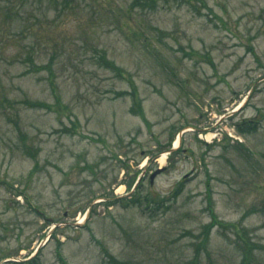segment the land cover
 Segmentation results:
<instances>
[{
    "label": "rangeland",
    "instance_id": "rangeland-1",
    "mask_svg": "<svg viewBox=\"0 0 264 264\" xmlns=\"http://www.w3.org/2000/svg\"><path fill=\"white\" fill-rule=\"evenodd\" d=\"M78 1L0 43V264H264V0Z\"/></svg>",
    "mask_w": 264,
    "mask_h": 264
},
{
    "label": "trees",
    "instance_id": "trees-1",
    "mask_svg": "<svg viewBox=\"0 0 264 264\" xmlns=\"http://www.w3.org/2000/svg\"><path fill=\"white\" fill-rule=\"evenodd\" d=\"M42 1L43 3L41 4V7L44 8V0ZM50 2L52 5H54L56 10H60L61 6L62 8L74 10L76 9L77 7L76 4L79 1L62 0L60 2V0H50ZM34 4H35V0H0V43L6 45L15 40L22 43L26 41L29 36H34L36 41L40 40V37L37 36V31L35 29V26L41 28L42 25L37 24L34 18L40 20L41 17H45L46 15L40 17L36 12L37 8L40 7L39 6L34 7ZM32 21H34V23H31ZM32 45L33 48L31 53H29L28 55H25L24 53L22 55L25 56V59H23V61L27 63L29 61L30 63H32V68L43 69L42 64L44 62L39 63V61H37V59L40 58V54L36 51L35 45L34 44ZM253 122H249V121L240 122L238 123L237 127L242 134H245L244 133L245 131H243L244 127H248V129H256L257 126L254 125ZM215 224H221L224 227L228 225V223L214 220L208 226L209 233L212 230V227L215 226ZM234 227L237 230V234H240L238 226L235 224ZM242 231H243L242 236L245 237L247 235V232L245 229H242ZM209 233H207L208 237L205 240H203V246H205L209 241ZM241 240L245 241L244 238H241ZM243 249H244L243 264H251L255 258L254 243H251L250 241H245V243H243ZM200 260H201L200 254L195 253V257L192 260V264H196V263L198 264Z\"/></svg>",
    "mask_w": 264,
    "mask_h": 264
},
{
    "label": "water",
    "instance_id": "water-1",
    "mask_svg": "<svg viewBox=\"0 0 264 264\" xmlns=\"http://www.w3.org/2000/svg\"><path fill=\"white\" fill-rule=\"evenodd\" d=\"M160 172V170H158V171H156L153 175H152V179L155 177V175L157 174V173H159Z\"/></svg>",
    "mask_w": 264,
    "mask_h": 264
},
{
    "label": "bare ground",
    "instance_id": "bare-ground-1",
    "mask_svg": "<svg viewBox=\"0 0 264 264\" xmlns=\"http://www.w3.org/2000/svg\"><path fill=\"white\" fill-rule=\"evenodd\" d=\"M175 145H177V142L175 143ZM162 161H163V159H162ZM121 188V187H120Z\"/></svg>",
    "mask_w": 264,
    "mask_h": 264
}]
</instances>
